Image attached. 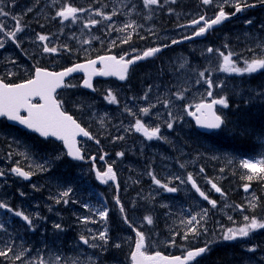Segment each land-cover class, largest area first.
<instances>
[{"label":"snow or ice","instance_id":"obj_1","mask_svg":"<svg viewBox=\"0 0 264 264\" xmlns=\"http://www.w3.org/2000/svg\"><path fill=\"white\" fill-rule=\"evenodd\" d=\"M175 2V0H173ZM214 0H202L204 5L213 4ZM260 3L264 4V0H259ZM142 5L146 8L151 9L152 6L162 7L161 0H142ZM254 5L248 3V0H240V2L236 3L234 8L235 11L232 13H239L243 11L245 8L253 7ZM219 8L218 13L212 19H206L205 16H200L198 19H193L191 21V25L199 26L193 32L192 36H185L183 39L190 40L194 37L204 36L209 32L210 29L213 28L214 25L221 24L224 20L229 18V14L224 11L223 6H217ZM27 11H32L31 8L27 9ZM92 12V14L96 17H102L105 21H111L113 16L118 15L115 9L111 12V14L106 13L101 9H91L90 8H82L73 6L70 3H65L62 7L58 8L55 11L54 19L59 18L61 21H76L80 14L85 12ZM171 11V9L169 10ZM10 13L6 12L3 7H0V16H9ZM15 20L16 26L12 31L5 32V36L8 38L9 42L15 43L19 45L20 39L18 38V33L22 32L24 28L21 26V21L17 17L13 16ZM203 22V23H202ZM101 23L99 19H88V21L84 24L85 28H89L90 26H96ZM247 23L251 24L252 21L249 20ZM137 25L135 23H126L120 31H126L127 29H132L135 31ZM5 31V25L0 23V32ZM37 40L42 42V51L43 53L48 54H57L62 49L65 51H71L67 45L62 46H49L48 41L50 37L45 34H37ZM132 39L131 36H126L123 40V43H128ZM83 43H90V41L85 40ZM172 44L179 43L177 40H172ZM5 47L4 41L0 40V49ZM163 47H168V45H164ZM257 49L259 52L249 49L252 52V58L250 62L248 59L243 61L244 67L236 66V61L233 59L234 53L229 51L225 54L222 51L217 50L218 55L222 58V65L220 69L224 72L229 73H239V74H253L258 72L259 70H264V42L257 45ZM161 47H152L141 54L136 55L131 58H125L121 56L117 58L115 55L111 56H100L97 59H89L85 63H78L72 67H67L62 71H48L45 68H36L34 72L33 78L28 79L23 83H7L3 79H0V117L7 118L9 121L18 122L20 125L26 127L29 130H32L38 133L41 137H56L59 140L63 141V143L67 146V155L72 157L75 160H84L85 156L82 154V149L78 146V142L76 137L78 135H83L84 137H89L90 133L81 127L79 123L66 111L63 110V101L57 99L56 92L59 88H70L74 87L71 83L65 84V78L71 76L74 72H86L88 78L83 81V86L86 88H92V77L93 76H118L120 80H126L128 76V71L131 65L135 64L139 60H143L149 57H154L157 53L161 52ZM208 53H212L214 50L211 47L206 49ZM101 64V68H96L97 64ZM183 67V65H181ZM208 70L199 72V77L205 78V73ZM197 83L200 81L197 80ZM205 83L208 86L207 95L211 97L213 95V81L209 77L205 78ZM216 87H222V85H216ZM177 99L182 100L183 94L178 92L175 94ZM42 102H34L37 101ZM107 99L110 103H117V98L115 95L109 91ZM143 99L148 100L147 94L143 97ZM169 101H164L163 106L167 108L169 106ZM221 105L227 108L228 100L226 97H221L219 99H212L211 103H198L196 104L195 112H190L189 114L196 117V122L201 127L207 130H219L222 126L225 125V120L218 115L214 111V106ZM155 107L154 104H149L147 107H143L139 109L140 113L143 116L150 117L152 114V109ZM190 107V106H189ZM134 117L136 116L135 112H132L131 109H127ZM26 113L22 115L21 113ZM199 113V115H197ZM173 113L171 111L168 112V116L172 117ZM174 120L165 121V125L167 129H172L174 127ZM134 130L138 133H142L148 140L153 139H163L161 136V127L156 125L154 127L146 126L143 119L136 118L134 124L132 125ZM116 139H123V137H116ZM258 142L264 146V134H257ZM96 143L99 144V140H96ZM11 155V153H10ZM27 157V154H25ZM118 156L123 157L124 153H117ZM264 155V153H262ZM57 156L55 159H59ZM94 161L95 157H91ZM101 159H104L101 156ZM242 159L241 166L244 169L249 170L250 173L255 176L264 179V158L262 159ZM37 167L45 171L47 170L42 164L37 165ZM203 172V168L200 169ZM11 172L15 175L22 177L24 179H30L34 174L32 171H25L23 168L17 166L11 169ZM247 175L246 179L248 181H252L254 175ZM5 173L0 171V177H3ZM152 176L153 182L159 186L161 189L168 193H176L178 188L176 186H170L169 183L162 182L160 179H157L156 176L150 173ZM96 176L103 183L107 184L109 181H116V172L113 170V167L109 165L106 171L96 172ZM175 181H179L180 183H190L192 188L199 194V196L203 197L204 200L208 201L213 208L216 207L217 202L215 200H209V197L205 195L203 191H201L200 187L197 185L195 179L192 174L189 173L186 177V180H181L179 176L174 177ZM212 188L215 189L217 193H222V189L218 187L215 183H212ZM250 185H245L244 190L247 192ZM35 187V186H34ZM119 185L117 184V188ZM72 192L71 188L63 191L61 196L63 198L70 197ZM20 195H24L20 193ZM57 203H65L67 204L68 199H57ZM115 202L119 206V211L123 216L124 222L132 227L131 222L128 220L127 215L125 214V208L123 204H121L119 196L115 197ZM84 207H88L87 204ZM0 209L4 210L6 213H11L13 216L22 219L30 228L33 226V219L30 218L28 214H26L23 210H14L8 203L0 202ZM97 215L103 221H107L109 210L104 208L103 210H98ZM199 215V214H197ZM197 215L191 216L190 219L182 221L187 228L188 231L183 233V239L187 240L189 234L194 237H199L202 234H206L207 229L201 227V221L197 219ZM204 215H207V210H204ZM146 221L147 225H152L154 223L153 217L148 215L143 218ZM231 220L232 218L229 217ZM244 221L246 222L244 226L239 228H228L222 234L223 241H235L238 238H246L249 237L250 234L258 229H264V222L252 217L250 219L249 216H244ZM84 223L89 222L88 217L83 218ZM56 229H61L62 226L60 224L55 225ZM0 230L7 231L4 223H0ZM135 232V241H134V250L131 253V260L133 264H190V262L196 261L197 257L202 256L203 254L209 251V244L206 242L204 247H199L195 249L187 250L186 254L181 256H172L166 257L163 256L160 252H156L154 255L147 254L148 247V237L146 236L144 231L139 230L138 228L133 229ZM175 235H181L180 232H176ZM83 244L89 245L90 240L88 237L81 235L79 238ZM99 240L103 242V244L92 243L91 247L96 248L100 247L102 250L107 251L104 247L109 240L110 237L108 235L107 228L104 231L99 232L98 236H92L91 240L96 241ZM5 246L0 248V257L8 258L11 254L13 259V264L15 261H20L21 264H33L31 258L25 260V256L29 254L30 250H22L17 253L11 242H4ZM172 244L175 245V239L173 238ZM116 248H119L120 244L113 245ZM248 251L255 252L256 247L248 248ZM56 260H60V257H56ZM39 264H48L42 257L40 258ZM198 264V262H197Z\"/></svg>","mask_w":264,"mask_h":264},{"label":"trees","instance_id":"obj_2","mask_svg":"<svg viewBox=\"0 0 264 264\" xmlns=\"http://www.w3.org/2000/svg\"><path fill=\"white\" fill-rule=\"evenodd\" d=\"M18 1L19 0H8L7 4L5 5V9L11 12ZM162 1L167 3L173 0ZM168 15L169 11H166L165 17L168 18ZM160 26H157L159 32L173 31L175 34L180 30L181 31L178 34H183V31L187 29L186 27L180 29L179 25L161 24ZM50 27L53 28L54 25H51ZM159 27L163 29L161 30ZM217 30L212 31V33L208 35L209 38L207 39L206 43L209 47H216V44L219 43V34L217 35ZM158 39L157 45L163 42L160 37ZM229 40L230 38L226 40V43H228ZM226 43L223 45L224 50L230 51L231 48ZM104 45L105 44L103 43L98 47L102 48ZM152 46L156 45L149 43L147 48ZM100 50L102 51V49ZM106 50L107 49L105 47L104 51ZM191 51L194 52L192 49ZM70 54L73 55L74 53L71 52ZM80 55L81 54L78 53L75 54L73 59H77ZM178 58L182 59L180 56ZM67 59L71 60V57L68 56ZM189 64H191L189 69H194V67L198 65L199 72L205 71V69H207L208 71L205 73V78L209 76V67L205 62L202 61L201 55H199L198 52L192 54ZM212 64L213 65L210 67H212L215 71L221 70L220 67L216 69V65H219L218 61H215ZM213 91L218 99L221 97L227 98L228 105L230 106L229 111L231 116H229L224 127L218 133L211 135L197 133L193 125L192 127L190 126L191 129L188 131L187 129H182V137L180 141L183 142L182 145L191 155L193 162L192 165L188 166V170L191 172L196 183L200 187L201 191L205 193V195L208 197H214L215 199L218 197L227 199L234 205L238 206L243 212H246V215L249 216L250 219L255 217L261 222H264V179L255 176L254 174L250 173L249 170L244 169L241 166L242 159L264 157V155H262V153H264V146H262L257 140V134H264V98L256 99V101H247L250 103L243 106L241 102L237 101L239 92L231 90L228 87H214ZM262 93L264 94V91H262ZM260 94L261 92L258 91V95ZM247 98L253 100L252 97L247 96ZM180 166L182 171H188L184 168V164H181ZM160 168L161 166H158L159 170ZM201 168H203V172L200 171ZM178 173L181 172L179 171ZM250 174L254 175L252 181H248L246 179L247 175ZM66 178H68L72 183L71 174H66ZM73 179L75 181L78 179L82 183L79 189L81 190L80 196L82 197V202L75 203L77 208L74 207L72 210L68 208L67 204L57 203V198L53 199L50 196L51 205L61 213L62 217H64V219L62 218V222H64V224L61 230L65 234L61 235V233L55 232L52 236L50 233L43 232L45 229H41L40 227L38 228L34 223L30 228L20 218L12 217L9 220H6L3 217H0V222L4 223L7 231H9L7 233H0V248L5 246L4 242H11L14 250L17 253L22 250H30L29 254L25 256V260H27V258H31L33 264H39V251H41L43 259L45 260V256L47 257V255L50 254V251L48 248H46V245L54 243V238L57 236L58 238L56 239L55 244H53V248L56 250V252L66 255L74 248V244L70 243L73 239H67L66 233L69 235L73 234V236H77L79 238L83 232L82 227H79L77 224L74 225L70 221L72 217L71 210L72 212H89L101 224H109V226L115 227L116 230H122L125 228L128 229V227L123 222V218L118 210V207L114 203V190L109 192L106 189H101L96 184L92 174H88L85 179H80L78 175L76 178V176L73 175ZM170 183V186H175V183L172 180ZM212 183H215L218 187H220L223 194L217 193L215 189L212 188ZM245 185H250L247 192L244 190ZM143 187H145V184H142L140 187L135 189L140 190ZM156 187L159 186L156 185ZM251 190L257 194L258 199L255 209L248 211L245 204V199L249 196L248 192ZM36 192H38L36 195L40 194V196H38L39 200H41L42 196H45L42 192ZM119 199L125 208V214L127 215L128 220L136 228L145 232L146 236L148 237V243L153 234L158 238V240L162 236L166 238L170 233L168 225L174 224V229L179 228V232L181 233V235H177V238L175 239L183 246L182 247L179 244L176 245L180 248L179 252H184L187 248H189L187 247L188 245H192L183 244L180 241L181 238L183 239V233H185L184 228L186 226L184 223H182V221L185 219L182 218L176 209L173 208L166 210L165 208H161L160 203L162 202H157L156 200L150 201L151 199L147 201L141 199L137 200V202L136 200L132 201L128 195H123V193L120 194ZM85 204L88 205L87 208L84 207ZM104 208L109 210L107 221L101 220L99 215H97V211L103 210ZM165 211L169 212L168 216L166 215ZM130 213H133L134 215L131 216ZM148 215L153 217L154 223L152 225H147L146 221L143 223L144 226L137 223V219L143 220V218ZM210 219L212 220V218ZM43 221L45 222V220ZM70 226H73L74 229L71 232H67ZM154 231L156 232L154 233ZM255 234L253 233L245 240L237 241L238 244H232L230 241H223L221 238L222 234L217 232L215 229L214 221L210 222L206 234L196 237L195 242H193V245L195 243L198 244V246H201L203 245L200 244L201 240H203L205 243L207 242L204 237L209 239L207 243L209 244L210 253L207 254L198 264H231L230 261L233 258L232 250L239 249L246 254L244 261H252L256 263L262 262L264 264V231ZM172 236L174 237L173 232ZM67 242H69L68 245ZM42 245H44V247ZM235 246H237L238 249L235 248ZM253 246L256 247V251H248V248ZM129 250L130 248L126 250V256ZM151 251L152 250L150 249L149 245L147 252ZM83 252H85V250H83ZM117 252L118 251L113 248L109 249L108 259L110 260L114 258V256H117V258L123 257L121 253L117 254ZM32 255H34V257ZM239 258L241 259L239 260V264H243L244 262L242 261L243 257L241 253ZM47 262L48 264L51 263L50 261ZM71 263L69 262L68 264ZM81 263L82 262H80V264ZM125 263L126 260H123L121 264ZM0 264H13L11 254L8 258L0 257ZM15 264H21V262L15 261ZM82 264L88 263L85 262ZM101 264L105 263L102 262Z\"/></svg>","mask_w":264,"mask_h":264},{"label":"rangeland","instance_id":"obj_3","mask_svg":"<svg viewBox=\"0 0 264 264\" xmlns=\"http://www.w3.org/2000/svg\"><path fill=\"white\" fill-rule=\"evenodd\" d=\"M228 1V0H227ZM230 2H232V3H235V2H237L238 0H229ZM118 4H126L125 3V0H123V1H118ZM120 6V5H119ZM119 6H117L118 8H119ZM42 12L43 11H39V14L40 15H42ZM69 26V24H68V22H65V25H64V27L62 28V30L64 31L67 27ZM81 33H82V31H80ZM23 34H24V32H23ZM59 36V35H58ZM57 36V40H58V42H55L54 40H52L51 42H53L54 44H60V43H62L61 41L63 40V38H61V37H58ZM27 53L28 54H30L31 56H33L34 55V52L33 51H27ZM209 55H208V58L207 59H212L213 58V56H211L210 55V53H208ZM27 56H29V55H27ZM16 59H17V56H16V54L14 53V52H12V51H10L9 50V53H6V54H4V57L3 58H1L0 59V67H2V66H7V64L9 65L10 64V66H7V68H8V70H12V69H14V67H16L17 65H14L15 64V62H16ZM32 59L35 61V60H38V57L37 58H33L32 57ZM177 61V60H176ZM176 61H175V64H177L176 63ZM179 63H181V65H183V67H181V66H179L178 64H177V67H179V68H182L183 70L184 69H186L184 66L188 63V59H185L184 58V60L182 61V62H179ZM20 67H21V69H20V71H23L24 73H29L30 72V68H31V61H29V63H27V67L25 66V65H20ZM181 71V70H180ZM186 72H187V70H185ZM181 75H183V73L181 72ZM179 77V76H178ZM197 80H199L200 82L199 83H197L196 81ZM185 83L187 84L186 85V89L185 90H187V89H191V87H194L195 85L194 84H196V86H198L197 87V89L195 90V91H193L191 94L192 95H190V93H186L185 92V94H183V100L185 101V104L187 105V106H191V107H193V105L194 104H198V103H201L202 101H203V96H204V93H203V89H200V85H201V79H200V77H199V75L198 74H196V73H194V76L191 78V79H187L186 81H185ZM180 90H182V88L181 89H179L178 91H180ZM148 91H149V93H148ZM152 92V91H151ZM150 89L149 90H145L144 91V96L147 94L148 95V97L149 98H151L150 97ZM146 93V94H145ZM162 96V94H158V97H161ZM143 99V98H142ZM145 100V99H144ZM151 104H154L155 105V109L153 108L152 109V112H157L158 114V116L160 115V113L156 110V103H154V102H152ZM180 106H182V103L180 102V101H178V100H176L175 101V112H177V113H180L179 111V107ZM178 117H180L181 118V115L180 114H178ZM112 119V118H111ZM99 129V128H98ZM100 130V129H99ZM103 132H106L107 133V131H103ZM175 149V148H174ZM159 156H161V157H164L166 160L167 159H169L170 157L169 156H165L163 153H159ZM27 158H28V156H27ZM154 161H155V158L154 157H149L148 159H147V161H146V164H143V162H141L142 164H139V165H137V163L135 164V162H133V163H128V165H125L124 167H127L126 169H124V170H122L121 171V173L122 174H124L123 175V178L125 179V181L129 184L130 182H133V176H132V174L135 176V177H137V175H141L142 173H144V171L142 170L141 171V169H142V167L141 166H144L145 168H147V166H158L157 164H155L154 165ZM29 164V163H28ZM125 164V163H124ZM168 167H167V170H166V173L164 174V176H165V178L167 179V180H169V181H171V178H170V176L172 175V168L170 167L171 165H167ZM123 166H121V168H122ZM86 172V171H85ZM179 177L181 178V180H186V178L183 176V174L182 173H180V175H179ZM151 183H153V181H151V180H149ZM156 185V184H155ZM57 187V186H56ZM57 188H59V187H57ZM69 187H64V188H60L59 189V192H54L53 193V198H60L61 197V193H62V190L63 191H65V190H67ZM74 191V189L72 190V192ZM151 191V192H150ZM178 191L179 192H182V195L181 196H179L178 195ZM178 191L176 192V193H168V192H166V191H164L163 189H160L159 187H156L154 190H145L144 191V193L143 194H141L140 196L142 197V199H147L148 197H150L153 201L155 200V199H159L160 200V202H162V203H160V206H161V208H169V209H173V205H175V204H177V206H178V209L181 211V212H185V209H186V202L185 201H187L188 203H191V204H189V205H191V208L193 209V211H194V213H195V215H197V214H199V215H197L198 216V218L200 219V220H202V222H203V224H205L206 223V221H207V218L205 217V215H204V210L202 209V206H201V202H200V200H203V198L202 197H198L197 198V195H198V193L195 191V189L194 188H192V186H191V184L190 183H180V187H179V189H178ZM76 196V195H75ZM170 197H172V198H170ZM183 198L185 199V201L183 202ZM253 199H250V201H252ZM156 203V202H155ZM33 206V205H32ZM225 206V207H224ZM223 207H224V210H226V208H228V205H223ZM226 212V211H225ZM227 214V213H226ZM227 216V215H226ZM55 218H57V215H56V217ZM227 218H229V217H227ZM140 220H142V219H137V222L139 223V222H141V223H143V221H140ZM129 238V236L128 235H125V234H121V235H118L117 236V241H121V242H127V239ZM164 242V241H163ZM188 242V241H187ZM40 252V253H39ZM38 253V257H42L43 258V256H42V254H41V251H39ZM33 257H34V255H32ZM86 256L88 257L89 256V254H86ZM53 263H49V264H58V261L56 260V257H59V255L58 254H54L53 256ZM27 259H29V258H27ZM69 262L71 263V262H74V263H79L80 262V259L79 258H77V257H74L73 255H71L70 257H69ZM59 264H61V262L59 263Z\"/></svg>","mask_w":264,"mask_h":264},{"label":"water","instance_id":"obj_4","mask_svg":"<svg viewBox=\"0 0 264 264\" xmlns=\"http://www.w3.org/2000/svg\"><path fill=\"white\" fill-rule=\"evenodd\" d=\"M220 25V24H219ZM219 25H214L213 26V28L214 27H218ZM203 36H200V37H194L193 36V38L192 39H196V38H202ZM192 39H190V40H192ZM150 58V57H149ZM146 59H148V58H146ZM146 59H143V60H146ZM143 60H139V61H137L136 63H138V62H140V61H143ZM99 64V63H98ZM101 65V64H100ZM102 66V65H101ZM78 74H85L86 76H87V73L86 72H83V71H80V72H74V73H72L71 74V76L72 75H78ZM97 76H99V75H97ZM70 77V76H69ZM69 77H66L65 79H68ZM100 78H103V79H106V78H110V77H116V78H118L119 79V77L118 76H99ZM82 86H83V84H82ZM84 87V86H83ZM86 88V87H85ZM86 89H89V90H91L92 91V88H86ZM58 90V89H57ZM214 111H215V106H214ZM194 121H195V123H196V125H197V127L198 128H200L201 130H204V131H208V132H210V131H212V130H207V129H205V128H203V127H201L199 124H197V122H196V119H194ZM13 123H15V124H19L18 122H13ZM82 137H84L82 134L81 135H78L77 137H76V139H77V142H78V139L79 138H82ZM57 141H61V140H59L58 138H56V137H54ZM65 147H66V150H67V146L65 145ZM72 158V157H71ZM73 159V158H72ZM75 160V159H74ZM95 171H96V169H95ZM97 172V171H96ZM97 177V176H96ZM97 180H98V182L100 183V184H102V185H105V183H103L100 179H98L97 178ZM109 182H111V183H113L116 187H117V179H116V181H109ZM118 190H119V188H117ZM154 255V254H153ZM167 257V256H166ZM199 257H197L196 259H198ZM194 262V261H193ZM193 262H190V264L191 263H193Z\"/></svg>","mask_w":264,"mask_h":264},{"label":"flooded vegetation","instance_id":"obj_5","mask_svg":"<svg viewBox=\"0 0 264 264\" xmlns=\"http://www.w3.org/2000/svg\"><path fill=\"white\" fill-rule=\"evenodd\" d=\"M110 82H111V81H110ZM59 97H60V96H59ZM27 136H28V135H27ZM28 137H29V136H28ZM33 139L38 140L37 138H33ZM38 143H43V142L39 141ZM53 149L59 150L60 148H58V147H57V148H52L51 150H53ZM60 150H61V149H60ZM46 152H47V151H46ZM55 153H56V157L59 156L57 152H55ZM108 155L110 156V154H108ZM61 156H62V154H61ZM109 158H110V157H109ZM62 160H63V156H62ZM99 161H100V158L97 157V158H95L94 163L97 164L98 166H104L103 164H100ZM24 162H25V164H26V166H27L26 160H24ZM59 163H62V162H59ZM69 165H70V166H76V164H73V163H69ZM69 229H71V228H69Z\"/></svg>","mask_w":264,"mask_h":264},{"label":"bare ground","instance_id":"obj_6","mask_svg":"<svg viewBox=\"0 0 264 264\" xmlns=\"http://www.w3.org/2000/svg\"><path fill=\"white\" fill-rule=\"evenodd\" d=\"M162 26H163V25H162ZM160 27H161V26H160ZM160 27H159V28H160ZM164 28H165V27H164ZM160 29H161V28H160ZM162 29H163V28H162ZM162 29H161V30H162ZM260 92H261V91H260ZM148 93H149V91H148ZM145 94H146V93H145ZM154 109H155V108H154ZM130 183H131V182H130ZM150 192H151V191H150ZM126 198H127V197H126ZM114 199H115V198H114ZM113 206H114V205H113ZM113 206H112V208H113ZM114 207H115V206H114ZM116 208H117V207H116ZM115 210H116V209H115ZM113 211H114V210H113ZM116 211H117V210H116ZM140 221H143V223L145 222L144 219H143V220H140ZM143 223L139 222V224H143ZM73 229H74V228H72V229H69V228H68V231L71 232ZM69 237H70V239H73L72 241L75 240V236H73V234L69 235ZM73 237H74V238H73ZM32 244H33V243H32ZM100 264H101V263H100Z\"/></svg>","mask_w":264,"mask_h":264}]
</instances>
